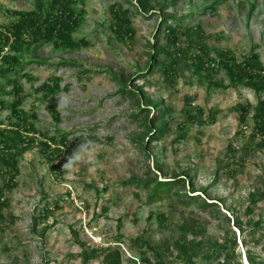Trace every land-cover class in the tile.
<instances>
[{
  "label": "rangeland",
  "instance_id": "374dc122",
  "mask_svg": "<svg viewBox=\"0 0 264 264\" xmlns=\"http://www.w3.org/2000/svg\"><path fill=\"white\" fill-rule=\"evenodd\" d=\"M33 3L0 0V24L7 21L6 9L30 10ZM132 4L125 0H75L73 8L80 14V22L72 36L83 39L86 45L68 49L56 48L51 42L39 43L29 56L40 61L30 58L22 64L16 76L23 86L21 109L36 115L29 118L35 127L47 136L65 133L68 139L90 138L99 146L95 158L102 166L96 170L81 166L56 177L37 147L24 151L18 157V173L0 176V186L11 177L15 182L3 193L0 264H102L100 258L82 262L81 248L116 244L122 251L121 264H139L135 260L137 236L150 244L167 243L177 238L183 221L200 225L194 229V236L204 241V247L208 241L229 236L231 229L243 262L247 250L264 255V241L254 244V238L246 236L249 226H234L236 217L264 221V195L246 214L254 192H264V148L255 147L259 137L249 141L252 112L245 123L239 124L235 110L238 102L254 105V92L244 86L207 89L206 80H199L189 60L179 62L172 84L163 80L160 64L150 72L142 70L153 50L151 44L162 16L140 13ZM118 5L129 8L134 29V34L123 40L111 28V8ZM167 10L174 15L168 23L179 20L185 27L200 25L210 50H231L240 60L254 49L264 63V0H177ZM164 42L160 33L159 44ZM114 73L130 75L131 86H145L151 99L170 109L166 129L148 147L149 154L137 141L143 132L141 120L145 113L139 112L134 97L120 91ZM214 77L228 84L222 71ZM46 82L58 84L48 96L41 87ZM11 86L8 78L0 76V123L4 125L9 121ZM65 96L70 99L66 107L59 103ZM186 96L191 98L193 113L197 106L204 110L203 117L214 111V121L201 126L185 121L182 126ZM150 114H154L152 110ZM229 146L233 150H228ZM184 167H193L191 176L197 190L207 187L214 173L218 174L217 183L206 188L205 198L217 202L221 216L197 204L178 201L175 195L150 198L148 189L136 181L154 175L163 180ZM192 194L204 197L200 191ZM46 205L51 213L39 219ZM159 213L168 218L165 226L158 223ZM260 230L264 231V226ZM160 250L162 258L175 264L163 246Z\"/></svg>",
  "mask_w": 264,
  "mask_h": 264
},
{
  "label": "trees",
  "instance_id": "16d2710c",
  "mask_svg": "<svg viewBox=\"0 0 264 264\" xmlns=\"http://www.w3.org/2000/svg\"><path fill=\"white\" fill-rule=\"evenodd\" d=\"M132 4L140 13H158L161 15L159 24L156 27L157 35L154 37V43L151 44V54L144 63L142 70L150 72L154 67L160 64L159 71L163 80L168 84H172L176 76L177 66L180 61H190L193 72L198 75L200 81L206 80V88L222 85L228 86H244L251 89L256 96L254 105L246 103H236L235 110L238 113V122L243 124L250 112L253 121L251 132L248 136L250 143L259 137L256 142V149L264 148V63L260 60L259 54L252 49L249 53L243 55L242 59H238L236 55L227 49H211L215 54L212 56L209 46L205 44V36L200 25L194 27H185L174 20L168 23V19H173L174 15L169 13L167 8L175 5L177 0H125ZM75 0H34L33 7L30 10L6 9L7 21L0 24V76L8 78L12 83L10 93L12 99L9 103V121L6 125L0 123V176H5L11 172L12 175L18 173L17 161L18 157L26 150L37 147L41 156L50 170L51 174L58 177L65 170L62 169L68 155L77 147L83 138L68 139L65 133H61L59 137L47 136L45 132H40L32 120L36 118L32 112L27 114L21 109L24 95L22 94L23 86L18 82L16 76L19 74L22 64L30 61H40L35 56H29L39 43L51 42L56 48L65 47L73 49L81 45H86L83 39L75 40L72 36L74 30L80 22V14L73 8ZM214 9L213 4L210 5ZM252 9V7L250 8ZM111 15L113 22L111 28L117 38L123 40L134 34L131 27V19L129 16V8H123L118 5L116 8L112 6ZM163 33L164 44H159V34ZM5 50V51H4ZM163 55V56H162ZM62 63L72 64L70 60H63ZM138 69L139 75L143 71ZM223 72L228 84L223 85V78L216 79L214 74ZM120 85V91L130 97H134L136 105L140 108V113H145L142 117L143 132L137 139L139 147L147 154L148 147L153 141H156L166 129L165 118L170 116V109L160 106L159 102L150 98L145 90V86H131L130 75L114 73ZM130 82V83H129ZM221 86V87H222ZM44 94L49 95L58 88L57 82L53 85L44 83L42 86ZM185 105L182 111L185 121L198 126L207 122H213L215 119L214 111H209L206 116L204 110L197 106L196 112L193 113L190 107L191 98L185 97ZM3 101L0 100V107ZM54 118H58L54 111ZM151 110L154 114H150ZM206 117V118H205ZM184 134H180L183 137ZM90 139V138H88ZM231 149L229 146L228 150ZM160 168L159 166H157ZM193 167H184L180 172H173L171 176H164L163 180H158L156 175L153 178L136 179L137 183L143 189H148L150 198L160 200L163 196H177L178 201L183 203H194L199 208L209 211L211 214L221 216V211L217 202L206 200V188L213 186L218 181V174L215 172L213 180L207 187L197 190L196 182L191 176ZM14 177L4 182L0 186V220H3L1 213L5 206L3 193L15 184ZM203 193L192 194L195 192ZM162 194H164L162 196ZM264 192L256 190L251 198L246 214L251 212L252 205L255 204ZM51 213V209L46 205L39 219L46 218ZM159 225L168 222L165 214H157ZM226 218V216H224ZM234 226L243 229L249 226L246 236H251L254 244L264 241V221L258 218L255 221H242L236 217ZM200 225L187 221H183L179 226L178 236L170 241L161 244H150L141 236H137L134 242L137 244L139 264H171L162 258L160 246L173 256L175 264H246L237 253L238 244L235 238L234 230L228 229L229 236L220 237L213 241H208V245L204 247V241L195 238V230ZM119 240H117V243ZM243 243L247 245L244 238ZM148 250L151 256L148 255ZM79 255L82 262L86 263L93 258H100L102 264H121L122 251L118 244L114 246L104 247H83ZM244 258L248 264H264V255L247 250ZM134 263V262H133Z\"/></svg>",
  "mask_w": 264,
  "mask_h": 264
},
{
  "label": "clouds",
  "instance_id": "9594fccd",
  "mask_svg": "<svg viewBox=\"0 0 264 264\" xmlns=\"http://www.w3.org/2000/svg\"><path fill=\"white\" fill-rule=\"evenodd\" d=\"M59 103L66 107L70 103V99L67 96L62 97ZM97 151H99L97 143L91 139L84 138L72 153L67 156L62 169L72 173L81 168V166L90 167L92 170L100 168L102 166L101 162L95 158Z\"/></svg>",
  "mask_w": 264,
  "mask_h": 264
},
{
  "label": "bare ground",
  "instance_id": "6f19581e",
  "mask_svg": "<svg viewBox=\"0 0 264 264\" xmlns=\"http://www.w3.org/2000/svg\"><path fill=\"white\" fill-rule=\"evenodd\" d=\"M246 264H248V262L246 261V259L244 260Z\"/></svg>",
  "mask_w": 264,
  "mask_h": 264
}]
</instances>
